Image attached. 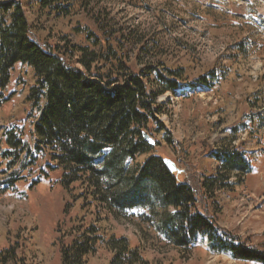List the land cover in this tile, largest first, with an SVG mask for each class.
Returning <instances> with one entry per match:
<instances>
[{"label": "rangeland", "instance_id": "1", "mask_svg": "<svg viewBox=\"0 0 264 264\" xmlns=\"http://www.w3.org/2000/svg\"><path fill=\"white\" fill-rule=\"evenodd\" d=\"M22 3L30 35L41 46L61 45L67 37L92 48L86 39L89 31L118 45L120 54L131 57L135 72L161 62L169 69L183 68L188 82L200 77L210 81L206 88L186 89L178 97L167 93L159 99L166 113L160 121L175 144L169 147L164 133H154L152 138L159 144L154 155L173 162L181 182L198 187L217 174L219 165L211 153L229 143L241 146L251 160L252 172L214 200L197 188V209L220 228L264 250V126L260 124L264 117V0H73L68 18L41 11L37 0ZM129 33L142 44L136 47L132 37L130 44H123L121 36ZM140 48L148 50L141 56L142 64L136 60ZM35 82L31 68L16 65L3 93L7 100L0 108V251L13 247L18 260L7 264H61L60 235H67L82 219L86 224L98 223L105 240L112 235L127 238L149 264H257L212 253L202 238L182 253L144 222L140 215H147L146 211L115 218L100 207H87L79 199L80 188L74 192L77 197L70 198L59 184L61 172H52L48 157L36 154L32 147L38 111L28 98ZM10 128L32 149L16 167L2 158L8 151L3 133ZM16 175L22 178L9 189ZM63 241L68 244L71 237ZM111 258L107 246L100 244L88 264H109Z\"/></svg>", "mask_w": 264, "mask_h": 264}, {"label": "trees", "instance_id": "2", "mask_svg": "<svg viewBox=\"0 0 264 264\" xmlns=\"http://www.w3.org/2000/svg\"><path fill=\"white\" fill-rule=\"evenodd\" d=\"M37 5L56 18H68L73 0H37ZM30 28L22 0H0V108L7 100L3 93L14 67L31 68L36 82L28 100L38 111L32 147L36 154L48 157L52 172H61L59 184L70 198L75 199L74 192L80 188L79 199L87 207H100L115 218L146 211L147 215H140L144 222L182 253L202 238L212 253L264 264V250L220 228L197 209V188L214 200L252 172L251 160L241 146L229 143L211 153L219 165L217 174L194 187L181 182L166 160L154 155L157 142L152 147L144 139V134L164 133L166 144L173 146L175 140L160 121L166 113L159 99L167 93L178 97L186 89L206 88L210 81L200 77L188 82L183 68L169 69L161 62L135 72L131 57L120 54L118 45L89 31L86 39L92 48L76 45L67 37L61 45L41 46L31 37ZM130 37L136 47L142 44L131 33L121 36L123 44H130ZM147 51L140 48L138 64ZM260 118L264 126V117ZM249 119L256 122V118ZM3 138L8 151L2 158L12 160L15 167L31 154L30 145L13 128ZM21 178L16 175L9 189ZM233 179L236 183H231ZM39 182H32L31 188ZM70 206L66 205L65 215ZM100 233L98 223L86 224L82 219L67 235H60L61 264H88L100 244L112 254L109 264H149L127 238L112 235L105 240ZM67 236L71 241L65 244ZM16 252L13 247L0 251V263H17Z\"/></svg>", "mask_w": 264, "mask_h": 264}, {"label": "water", "instance_id": "3", "mask_svg": "<svg viewBox=\"0 0 264 264\" xmlns=\"http://www.w3.org/2000/svg\"><path fill=\"white\" fill-rule=\"evenodd\" d=\"M144 139H145V141H146L149 145H151L152 147H155L156 142L153 140L152 137H150V136L147 135V134H144ZM165 163H166V165H167L169 168H171L172 171H174V172H177V171H178L177 168H176V166H175V164H174L173 162L166 160Z\"/></svg>", "mask_w": 264, "mask_h": 264}]
</instances>
